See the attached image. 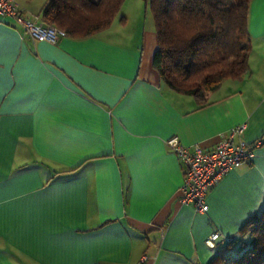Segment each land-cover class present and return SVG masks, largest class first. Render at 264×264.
Instances as JSON below:
<instances>
[{"label": "crops", "instance_id": "0c3cea01", "mask_svg": "<svg viewBox=\"0 0 264 264\" xmlns=\"http://www.w3.org/2000/svg\"><path fill=\"white\" fill-rule=\"evenodd\" d=\"M27 16L46 0H16ZM249 69L199 103L152 63L153 15L124 0L106 28L55 43L0 22V264H208L264 209V0L248 8ZM252 161L181 204L166 144L213 148L237 124ZM145 256L144 259H142Z\"/></svg>", "mask_w": 264, "mask_h": 264}, {"label": "trees", "instance_id": "16d2710c", "mask_svg": "<svg viewBox=\"0 0 264 264\" xmlns=\"http://www.w3.org/2000/svg\"><path fill=\"white\" fill-rule=\"evenodd\" d=\"M124 0H46L39 15L67 35L110 25ZM157 34L152 63L170 89L199 103L227 78L249 69L251 0H144ZM208 264H264V209L246 219Z\"/></svg>", "mask_w": 264, "mask_h": 264}, {"label": "built area", "instance_id": "2783aa9c", "mask_svg": "<svg viewBox=\"0 0 264 264\" xmlns=\"http://www.w3.org/2000/svg\"><path fill=\"white\" fill-rule=\"evenodd\" d=\"M11 19L25 34L33 39L45 40L55 44L67 33L58 27L45 22L39 14L27 16L16 0H0V22ZM246 123L237 124L220 139L211 149L199 144L191 146L182 144L177 136L166 140L167 146L176 155L182 167V182L176 191V199L181 204L192 205L196 212L208 209L207 191L216 185L231 169L248 164L262 140L247 142L242 139ZM209 240L231 241L232 237L220 238L218 232L213 233ZM145 256L142 258L144 259Z\"/></svg>", "mask_w": 264, "mask_h": 264}, {"label": "snow or ice", "instance_id": "6c2138e0", "mask_svg": "<svg viewBox=\"0 0 264 264\" xmlns=\"http://www.w3.org/2000/svg\"><path fill=\"white\" fill-rule=\"evenodd\" d=\"M0 63H2V61H0Z\"/></svg>", "mask_w": 264, "mask_h": 264}]
</instances>
